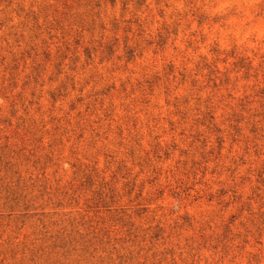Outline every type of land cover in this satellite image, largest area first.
<instances>
[{
    "label": "rangeland",
    "instance_id": "rangeland-1",
    "mask_svg": "<svg viewBox=\"0 0 264 264\" xmlns=\"http://www.w3.org/2000/svg\"><path fill=\"white\" fill-rule=\"evenodd\" d=\"M35 3L0 0V264H176L173 239L196 230L195 217L180 206L200 201L219 211L200 223L198 239L185 241L190 258L206 249L221 259L264 264L260 69L234 50L231 69L222 75L214 65H198L208 73L203 85L178 72L164 55L177 35L175 23L163 22L167 0H152L162 21L154 34H146L149 0H53L63 12L52 22L49 7L35 12ZM5 6L18 24L12 25ZM146 53L151 62L141 67ZM102 65H111L107 77L97 71ZM130 66L141 67L135 84L130 78L111 82L113 73ZM189 81L196 94L173 95V84ZM89 85L92 91L85 94ZM204 90L210 94L202 101L198 93ZM238 91L240 96L233 95ZM161 96L170 109L167 117L150 111L159 110L153 100ZM117 101L126 113L119 123ZM135 109L148 121L142 123ZM98 112V125L114 137L108 141L113 147L99 150L102 170L95 156L79 158L82 143L87 151L108 139L93 130L85 140L87 118ZM70 128L73 166L62 181L57 172ZM240 145L242 154L233 155ZM169 162L174 165L163 167ZM198 187L204 191L196 192ZM166 197L177 208H153ZM215 222L213 234L206 235ZM249 247L256 251L247 252Z\"/></svg>",
    "mask_w": 264,
    "mask_h": 264
},
{
    "label": "clouds",
    "instance_id": "clouds-1",
    "mask_svg": "<svg viewBox=\"0 0 264 264\" xmlns=\"http://www.w3.org/2000/svg\"><path fill=\"white\" fill-rule=\"evenodd\" d=\"M168 6L163 7L164 20L169 25H177V35L173 36L167 52L164 54L167 61H171L175 64L178 72H187L191 74V77L201 85L204 84L205 78L208 73L206 70H198V65L202 63H207L208 65H214L215 69L218 70V75H222L225 71H229L233 64V57L230 55L234 50L237 56H244L251 62L254 69H260L261 71V85L264 86V0H167ZM43 6L49 7V12L47 13V19L49 22L53 21L54 15L63 12L62 8L54 6L53 0H48V4L45 5L43 0H36L35 6L32 11L39 12L40 8ZM14 7V6H13ZM27 7V5H25ZM149 9H151V15L149 16L145 13L144 18L150 21V26L146 28V34H154L156 29L159 27L161 21L160 16L157 14V7L149 0ZM54 8V10H53ZM6 14L11 16L12 25L18 24V19L12 13V10L5 6ZM203 17L205 22L199 23V18ZM44 19L41 18V23L43 24ZM46 38V37H45ZM8 44L12 45V51H18L15 44L11 39H9ZM191 45V46H189ZM8 45H5L7 47ZM22 46V45H21ZM215 48L217 51L214 53L212 50ZM7 55V53H5ZM151 62V54L146 53L145 60L140 61L141 67L147 66ZM141 67L130 66L128 72H115L113 73V80L111 82L116 83V77L119 79L130 78L132 83L135 84L136 80L140 78ZM111 65L98 66L97 71L105 77L108 75V70ZM92 71V69H88ZM232 79L235 81L238 79L237 75H233ZM249 83H254L249 82ZM118 86V85H117ZM241 85L237 84V88ZM92 91V85H89L85 89V94ZM173 95L176 97H183L188 95L189 92L195 93V90L191 88V82L180 85L179 82L172 85ZM209 92L207 90L200 91L198 93L199 98L207 100L209 97ZM233 95L240 96L241 92H235ZM135 99V97H133ZM125 103L131 104V101ZM153 103H159V110L151 109L153 116L160 115L167 117V113L170 111L164 105L163 97ZM120 102L117 101V110L115 121L119 123L120 120L126 115V113L120 108ZM0 105H4V100L0 99ZM138 113V119L144 123L148 121V116L135 109ZM72 120V128L75 127V114L69 118ZM102 119V113H97L95 116L87 118V124L91 126L88 132H85V140L89 139L91 131L101 132V135H108L107 140H99L96 143L95 148L84 150L83 143L81 144V151L79 158L81 160L85 159V156H95L97 160V167L101 170L104 167L103 156L99 153V150L107 144L109 147H113L108 141L112 140L114 137L111 133L107 132V126L98 125L97 121ZM116 123L112 125L113 130L116 127ZM151 126V125H150ZM87 127V125H85ZM166 128L167 125H162ZM72 128L69 129V136L64 139L65 152L63 158L60 160V167L57 172L59 178L63 180L67 179L71 174L72 161L70 158V150L73 148L75 137L72 135ZM142 134L146 137L143 141L144 148L148 149V129H142ZM162 134V133H161ZM125 136H127V131H125ZM163 143V140L161 141ZM183 147V145H182ZM243 145L237 146L233 155L241 153ZM264 149V144L261 145ZM227 154V153H226ZM242 154V153H241ZM249 159H254V157H249ZM264 159V158H262ZM174 162H169L168 165L163 167L168 168L173 166ZM241 169V173H243ZM107 175V174H106ZM171 179V177H169ZM208 179V178H207ZM204 189L198 187L196 192H202ZM147 194V193H146ZM250 193L245 192L244 195L247 197ZM189 202H185L180 208L184 212L190 213L191 216L195 217L194 227L195 231L190 230L180 234L179 238L173 239V244L178 245L176 264H246V259L237 258L233 260L232 256L221 259V257L213 252L202 249L200 253L196 256V259H192L187 254V249L185 248V241L198 239V230L200 228V223L215 217V214L219 211L218 208L213 204H207L204 201L193 204L191 207L188 206ZM163 207L165 210L168 208H177V202L165 198L164 200L158 202V205H153V208ZM253 209H256V205H253ZM234 210V209H229ZM182 215V212L178 213ZM247 213H245L242 220L247 223ZM175 219L172 217L169 219ZM199 222V223H197ZM239 226H237L238 228ZM216 222L210 225L209 231L205 234L211 236L213 231H215ZM237 229H234L236 231ZM242 231V229H240ZM7 239V237H5ZM19 243V241H17ZM239 243V241H237ZM247 252H254L256 249L249 247ZM235 255V254H234ZM17 257V261H19ZM264 259V256H262ZM9 264H13L9 261Z\"/></svg>",
    "mask_w": 264,
    "mask_h": 264
}]
</instances>
